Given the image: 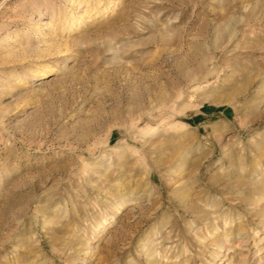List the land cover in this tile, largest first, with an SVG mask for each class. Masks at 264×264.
Masks as SVG:
<instances>
[{
	"label": "rangeland",
	"instance_id": "374dc122",
	"mask_svg": "<svg viewBox=\"0 0 264 264\" xmlns=\"http://www.w3.org/2000/svg\"><path fill=\"white\" fill-rule=\"evenodd\" d=\"M0 264H264V0H0Z\"/></svg>",
	"mask_w": 264,
	"mask_h": 264
}]
</instances>
